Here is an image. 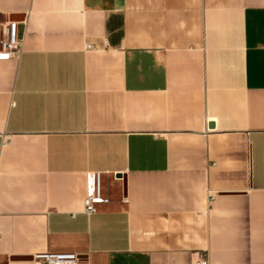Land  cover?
<instances>
[{"label": "crops", "instance_id": "crops-1", "mask_svg": "<svg viewBox=\"0 0 264 264\" xmlns=\"http://www.w3.org/2000/svg\"><path fill=\"white\" fill-rule=\"evenodd\" d=\"M11 21L0 264H264V0H0Z\"/></svg>", "mask_w": 264, "mask_h": 264}, {"label": "built area", "instance_id": "built-area-1", "mask_svg": "<svg viewBox=\"0 0 264 264\" xmlns=\"http://www.w3.org/2000/svg\"><path fill=\"white\" fill-rule=\"evenodd\" d=\"M87 49H97L87 45ZM24 52V37L19 33V23L11 21L0 30V60L19 59ZM4 142L8 141L6 133H0ZM100 171L87 174V196L84 202V211L87 215L98 213L101 206L111 203L104 189V177ZM34 260L41 264H82L80 256L76 253H41L34 256ZM191 264H211L209 256L196 255Z\"/></svg>", "mask_w": 264, "mask_h": 264}]
</instances>
